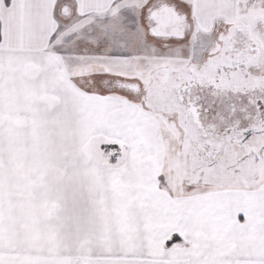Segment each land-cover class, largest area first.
<instances>
[{
    "label": "snow or ice",
    "instance_id": "snow-or-ice-1",
    "mask_svg": "<svg viewBox=\"0 0 264 264\" xmlns=\"http://www.w3.org/2000/svg\"><path fill=\"white\" fill-rule=\"evenodd\" d=\"M0 264H264V0H0Z\"/></svg>",
    "mask_w": 264,
    "mask_h": 264
}]
</instances>
